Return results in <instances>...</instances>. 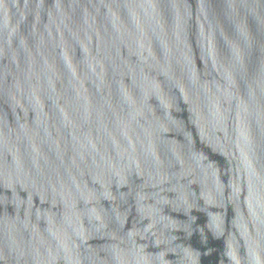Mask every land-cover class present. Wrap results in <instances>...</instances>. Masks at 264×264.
I'll list each match as a JSON object with an SVG mask.
<instances>
[{
	"label": "water",
	"instance_id": "95a60500",
	"mask_svg": "<svg viewBox=\"0 0 264 264\" xmlns=\"http://www.w3.org/2000/svg\"><path fill=\"white\" fill-rule=\"evenodd\" d=\"M0 264H264V0H0Z\"/></svg>",
	"mask_w": 264,
	"mask_h": 264
}]
</instances>
